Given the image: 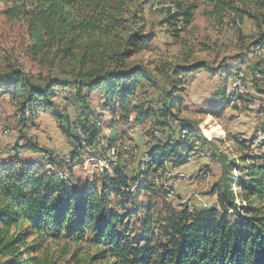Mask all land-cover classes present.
Listing matches in <instances>:
<instances>
[{
    "label": "trees",
    "instance_id": "trees-1",
    "mask_svg": "<svg viewBox=\"0 0 264 264\" xmlns=\"http://www.w3.org/2000/svg\"><path fill=\"white\" fill-rule=\"evenodd\" d=\"M149 2L0 0L5 6L3 16L26 27L27 53L31 59L49 72L45 77H28L13 70L0 76V97L8 98L16 106L17 115L26 126V113L34 123L42 113H49L53 108L58 110L53 100L59 97V92L67 93L65 106L70 104L76 108L75 120L80 122L73 124V129L80 130L84 142L81 147L80 138L64 130L69 142L74 143L73 159L79 150L97 146L104 139L99 121L89 122L87 97L102 89L105 94L101 103L111 110L114 106L110 101L116 90L120 89L122 100H126L141 78L146 77L150 86L159 92L154 110L149 103L141 112L143 119H154L152 142L148 144L152 167L162 168L166 162L177 168L189 164L200 145L210 142L203 136L198 137L195 130L185 125L186 121L179 120L178 115L185 107L180 94L189 83L188 77L211 68L205 61L165 63L161 68L154 66L153 71L140 64L128 65L137 54L152 51L143 17V7ZM213 2L215 15H222L229 8L222 0ZM191 10L192 6L188 5L183 12L186 22ZM242 12L256 21L259 30L264 26V17L259 21L250 13ZM232 14L241 23L237 14ZM248 49L255 58H262L264 30L258 32ZM223 68V63L218 66V70ZM52 71L60 76H51ZM165 73L171 79L168 90L162 86ZM157 76L159 79L155 80ZM247 77L252 78L255 91L264 95L259 86L260 82L264 85L263 61L251 65L245 74ZM225 90L221 91L222 102L230 107L223 98ZM57 114L54 118L64 120L67 128L69 115ZM117 141V132L110 131L105 140L108 148ZM233 142L239 155V165L235 168H242L245 176L227 178L225 168L232 164V155L214 153L213 157L219 156L223 175L211 188L217 207H197L191 212L184 208L172 215L167 228H163L165 240L162 242H153L150 237L134 243L125 236L123 221L109 209L113 194H123L122 188L128 190L137 183L136 178L132 179L119 166L113 174L103 173L102 192L98 193L96 188L89 192L72 189L70 178H57L49 171L17 163V159L3 165L0 167V264H51L40 257L49 242L85 243L93 247L95 252L87 264H264V153L250 152L252 139L233 138ZM119 143L123 150L125 143ZM24 148L45 153L49 164H55L50 151L36 145ZM18 150L15 149L16 153ZM232 184L237 193H233ZM236 201L244 206L238 207ZM239 209L241 215L235 213ZM120 229L122 232L118 233Z\"/></svg>",
    "mask_w": 264,
    "mask_h": 264
},
{
    "label": "rangeland",
    "instance_id": "rangeland-1",
    "mask_svg": "<svg viewBox=\"0 0 264 264\" xmlns=\"http://www.w3.org/2000/svg\"><path fill=\"white\" fill-rule=\"evenodd\" d=\"M213 1L216 0H150L143 7V17L146 25L145 34L152 40V51L137 54L129 60L128 65L140 64L148 71H153L154 66L161 68L165 63L174 65L205 61L213 69L217 70L223 63L231 75L241 71L247 76L251 65L259 60L264 63V52L262 58L257 59L248 49L258 32L264 30V26L259 30L256 21L249 19L242 11L261 21L264 17V0H244V3L242 0H222L229 7L222 15L213 14ZM158 2H169L177 11L174 14L169 11L155 12L152 7ZM176 5H180V8ZM188 5L192 6V10L186 22L183 12ZM221 5L220 3L219 6ZM4 10V4H0V76L13 70L21 71L28 77L49 75L47 69L40 68L27 53L28 42L24 24L8 21L3 16ZM231 12H235L241 20L240 28L237 30L231 26ZM175 14L178 15L175 19H169ZM51 76L58 78L60 75L52 71ZM169 76L165 73L162 77L164 81L162 86L165 90L171 86ZM225 78L226 75L220 73L188 77L186 81L193 82L196 86L190 92L187 87L185 92L180 94L185 107L178 115L179 120L186 121L187 127L194 128L197 134L212 143L210 148L205 149L209 165L201 169L200 175L188 176V173L173 167L170 163H167V168L144 166L143 158H150L148 144L152 142L154 119H143L141 112L149 103L154 110L159 97L157 88L151 87L146 77L141 78L135 85L134 92L126 100H122L120 89L116 90L114 98L110 101L114 106L111 110L104 108V104L101 103L102 95L105 94L102 89L92 92L87 97V111L91 118L89 122L99 121L100 134L104 139L97 146L79 150V154L73 159L71 154L74 152V143L69 142L64 130L72 133L76 130L73 129V124L80 120H75L74 106L70 104L65 106L64 98L67 97V93L59 92V97L53 100L58 110L53 108L49 113H42L34 123L30 122L26 113V126L18 117L16 106L8 98L0 97V167L12 164L15 159L17 163L33 162L34 168L49 171L57 178H70L72 189L89 192L96 188L99 193L102 192L103 173L113 174L119 166L120 170L124 169L132 179L136 178L137 183L131 185L128 190L122 188V193L127 196L113 194L109 209L123 221L125 236L134 240V243L150 237L153 242H162L165 240L163 228H167V222L172 215L187 208L182 201L188 196L193 210L197 207L203 209L217 207L214 201L216 196L211 194V188L222 180L223 175L219 156L212 155L214 153L233 155V159L230 157L232 164H227L225 168L227 178L242 179L245 176L242 168H235L239 165V155L235 152L233 138L241 139L239 137L244 136L251 140L255 131L264 133L262 115L264 113L260 112L264 104V95H259L254 90L251 77L245 79V100L240 99L238 105L228 107L222 113L213 115L210 113V106H206L207 102H210L211 96L223 84ZM154 79L158 80L159 77ZM259 86L264 90L262 82ZM119 87L121 88L120 85ZM212 104L215 102L212 101L209 105ZM64 107H67L66 111ZM57 113L69 115L70 124L67 128L64 120L54 118ZM110 131H116L118 141L125 143L123 150L119 148L120 141L108 148L105 140H108ZM225 135L230 139L227 146L223 145ZM154 137L159 135L154 134ZM27 145H36L42 150L50 151L55 164H49L45 153L24 148ZM15 149L20 150L16 153ZM261 151L262 149L257 150L256 154H263ZM174 168L183 173L185 178L171 189L177 199L168 201L165 199L164 188L161 186L158 188L156 184V179L160 180V177L155 176V173L158 171L161 175L169 171L173 173ZM166 169L169 171H165ZM181 187L184 189L180 190ZM231 189L233 193H237L234 184ZM236 204L238 207L244 206L240 201H236ZM235 213L241 215L242 211L239 209ZM121 232V229L118 230V233ZM94 252V248L85 243L49 242L40 257L51 264H87Z\"/></svg>",
    "mask_w": 264,
    "mask_h": 264
},
{
    "label": "built area",
    "instance_id": "built-area-1",
    "mask_svg": "<svg viewBox=\"0 0 264 264\" xmlns=\"http://www.w3.org/2000/svg\"><path fill=\"white\" fill-rule=\"evenodd\" d=\"M152 10L155 12H166L169 11L170 13L174 14L177 10L175 6L169 2H163V3H156L153 5ZM240 21L234 16V14L231 15V26L237 30L240 28ZM260 55V52L258 53ZM246 94V85H245V74L241 71H237L234 73V75L231 77L229 84L225 90L224 93V101L226 104H228L230 107L238 105L240 101V97H243ZM75 135H77L80 138V145L81 147L84 146L83 142V135L80 132L78 128H76L75 131H73ZM185 131H183L182 135H185ZM204 137V136H203ZM205 138V137H204ZM207 139V138H205ZM208 140V139H207ZM220 140V139H219ZM194 140H190V142H193ZM210 141V140H208ZM251 153L253 155L256 154V151L259 149H262L261 152L264 153V134L261 131H257L254 138L252 139L251 145H250ZM231 158H234L232 155ZM191 158L189 159V162H191ZM144 166L151 165L152 166V160L150 158H143ZM164 168L166 166L167 168V162L163 164ZM165 171H169V169H166ZM170 172V173H169ZM164 172L163 175H161V172L158 171L155 173V176L160 177V180L156 179V184L158 188L161 186L165 190V199L168 201H173L177 199L175 197L174 193L171 189L175 187L178 183H180L184 178L185 175L181 172H178L176 168L173 169V173L171 171ZM162 176V177H161ZM183 204L187 205V209L189 212L193 211L192 206L189 203V196L184 199Z\"/></svg>",
    "mask_w": 264,
    "mask_h": 264
},
{
    "label": "crops",
    "instance_id": "crops-1",
    "mask_svg": "<svg viewBox=\"0 0 264 264\" xmlns=\"http://www.w3.org/2000/svg\"><path fill=\"white\" fill-rule=\"evenodd\" d=\"M264 52V51H263ZM211 68V67H210ZM218 68V67H217ZM228 70V68L226 67V65L224 64V68L223 69H221V70H216V69H213V68H211L210 70H207V71H201V72H198V73H196V74H194V75H192V76H190L191 78H194V77H196V76H198V75H202V74H207V73H209V74H211V75H216V73H220V74H224V76L226 75V78L224 79V81H223V84L222 85H220L219 86V89L217 90V91H215V93L211 96V99L209 100L210 102H207V105L206 106H210L209 108H210V113L213 115V114H219L220 112L222 113L224 110H226L228 107H225L224 106V104H223V102H222V95H221V91H223V89H226L227 88V86H228V84H229V81H230V79H231V77L233 76V75H231L230 74V72L229 71H227ZM216 72V73H215ZM221 72H223V73H221ZM232 73V72H231ZM228 75V76H227ZM252 79V78H251ZM226 83H228V84H226ZM195 84L193 83V82H190V83H188V85L186 86V88H185V90L187 89V87H188V90H189V92L190 91H192L193 90V88H195ZM255 90V89H254ZM185 92V91H184ZM260 95V94H259ZM263 95V94H262ZM245 100V99H244ZM183 101H184V99H183ZM212 101H214L215 102V104H212V105H209L210 103H212ZM254 101V99L251 101V102H253ZM185 106V105H184ZM214 108V109H213ZM262 108V110L260 111L261 113H264V104H263V106L261 107ZM218 111V113H215V112H217ZM260 113V114H261ZM262 115H264V114H262ZM263 122V121H262ZM192 130H194V128L192 129ZM257 131H259V130H257ZM257 131H255L254 132V135H253V137L255 136V133L257 132ZM262 132V131H261ZM263 133V132H262ZM264 134V133H263ZM201 135H199L198 137H200ZM226 136V139L223 141V145L225 144V146H227L228 144H229V138L227 137V135H225ZM239 138H241L242 140H248V138L247 137H244V136H240ZM250 139V138H249ZM212 146V143L211 144H206V145H200V149H199V151H198V153L196 154V156L192 159V163L190 162L189 164H186V165H184V166H181V167H179V169L181 170H183L185 173H188V176H195V175H200L201 173H200V171H201V169H203V168H205L206 166H208L209 165V162H208V160H207V155H208V153H207V155H206V153H205V149L206 148H210ZM225 148V147H224ZM217 152H220V151H217ZM196 158V159H195ZM26 163V162H25ZM26 164H29V165H32L33 164V162H27ZM184 189V187L182 188H180V190H183ZM185 191V190H184ZM183 191V192H184ZM216 203H217V201H216V199L214 200ZM217 205V204H216ZM210 207H213V206H210Z\"/></svg>",
    "mask_w": 264,
    "mask_h": 264
}]
</instances>
